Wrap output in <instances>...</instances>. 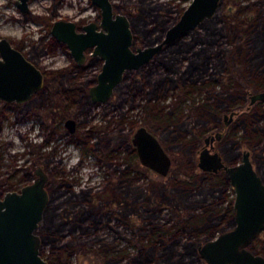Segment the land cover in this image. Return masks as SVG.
<instances>
[{"label":"trees","instance_id":"obj_1","mask_svg":"<svg viewBox=\"0 0 264 264\" xmlns=\"http://www.w3.org/2000/svg\"><path fill=\"white\" fill-rule=\"evenodd\" d=\"M242 2L230 0L221 14L168 45L150 64L127 72L126 82L116 91L124 96L117 102L118 113L107 123L94 125L97 138L93 142L89 136L79 139L83 150L94 154L105 168L104 190L91 186L76 189L75 181L67 178L64 170L50 167L51 204L40 233L50 246L52 264H70L73 257L92 253L98 256L99 264H207L199 255V246L235 226L230 196L234 190L228 175L194 171L197 149L203 137L219 127L221 114L245 105L249 91L264 90V0ZM151 4L131 0L125 10L136 33L135 41L145 45L161 40L172 25L170 11L163 13L162 4ZM46 47L48 52L66 49L52 36ZM32 53L33 57L38 55L36 49ZM183 60L189 62L187 71L178 66ZM96 61L91 59V64ZM86 68L71 61L49 70L43 90L30 102L15 105L17 118L35 116L52 138L67 134L60 129L65 119L85 118L90 109L88 88L96 74L84 78ZM189 81L193 85H188ZM196 82L210 84L209 98L195 102ZM169 97L173 102L163 104ZM129 99L130 107L123 110ZM186 101L193 103L187 112ZM136 108H140V123L129 116ZM263 119V104L258 103L236 120L234 128L242 126L243 135L230 134L220 143L231 163L239 160L245 142L257 150L258 167L263 170L264 125H259ZM79 121L82 124L85 119ZM139 125L158 133L167 151L175 155L183 152L187 166L175 169L167 179L150 177L141 182L137 174L148 169L141 168L131 143V133ZM49 141L29 144L34 162L48 168L53 160L43 148ZM23 179L26 176L20 181ZM6 180H0V185ZM103 226L115 229L130 249L110 255L111 243L99 234ZM119 226L128 233L123 234ZM250 248L264 253V241L256 239ZM187 257L190 262L185 261Z\"/></svg>","mask_w":264,"mask_h":264},{"label":"water","instance_id":"obj_2","mask_svg":"<svg viewBox=\"0 0 264 264\" xmlns=\"http://www.w3.org/2000/svg\"><path fill=\"white\" fill-rule=\"evenodd\" d=\"M91 1L100 8L99 23L91 21L84 26V31L78 32L74 20L59 19L53 23L51 35L68 46L77 63L85 61L86 50L91 51L90 56H98L103 61L97 83L89 90L94 103L110 99L127 71L140 70L168 45L214 18L223 2L191 0L160 42L134 47L130 17L116 12L113 0ZM17 3L23 12L28 10L29 0ZM0 56V98L9 103L29 101L43 87L41 70L7 38L0 40ZM249 98L250 106L260 102L264 110V90ZM238 113L233 110L226 114L225 123L229 125ZM74 123L75 120L69 119L66 126ZM221 137V132H214L205 138L197 165L204 172L223 171L228 175L235 194V226L203 242L198 248L199 255L207 264H264V255L249 248L264 234V179L249 150L243 151L237 163H227L212 143ZM132 144L144 166L162 176L168 175L172 159L154 132L140 125L132 135ZM35 173L32 183L0 199V264H49L40 254L42 240L37 233L50 202L46 189L49 176L41 166Z\"/></svg>","mask_w":264,"mask_h":264},{"label":"rangeland","instance_id":"obj_3","mask_svg":"<svg viewBox=\"0 0 264 264\" xmlns=\"http://www.w3.org/2000/svg\"><path fill=\"white\" fill-rule=\"evenodd\" d=\"M2 1L3 4L2 6H0V40L2 38L10 39L15 44L16 47H18L24 53L28 54L30 57L33 54L32 51L36 49L37 51L40 52L41 56L38 58L32 57L33 61H38L40 67L45 69H56L66 66L71 62V57H72L69 49L67 50L59 49L53 55L44 54V51L46 50V44L49 41L47 40V36L48 34L51 35L50 33L51 25L53 24V22L59 19H66V20H74L75 22H79L82 24L90 21L99 22L101 20L100 8L95 6L91 0H29L27 12H23L20 9L17 3L18 0H2ZM130 1L131 0H113V2L116 5L115 7L116 12L127 14L125 10L127 9V5L130 3ZM148 1H151L152 3L151 5H156L159 3L162 4L164 8L163 13H166V11L169 10L171 13L170 18L172 20V25H173L175 23L174 19L178 18L176 22L179 20L181 14L183 13V11L188 6L191 0H187V1L186 0H148ZM229 1L230 0H223L216 14H221L225 10V6L229 3ZM242 1H243L242 5L243 4L246 5L248 4L249 1H259V0H242ZM182 7L184 8V10L181 12L179 16ZM127 15L130 17L129 14ZM244 15H245V11L242 12V16ZM42 37L45 38L44 41L42 40ZM161 40L156 41L155 43H158ZM138 46L143 47L147 45L143 44L140 41L134 42V47H138ZM178 66L180 67L181 71H187L189 69V62L183 60L180 62V64H178ZM101 68H102V63H99L95 66L88 68L85 72L84 78L91 77L94 75V73L100 72ZM132 71H138V70H132ZM126 74L123 82H126ZM174 76L178 77V74H175ZM197 77L199 76H196V78ZM189 84H192V82L189 81L188 85ZM196 84L198 86H196V90L193 92V97L196 100L195 102H200L201 100L203 101L206 98H209L208 87L210 84H205V86H203V84H201L200 82L198 83L196 82ZM201 86L203 87L201 88ZM190 89L192 88L190 87ZM203 90L206 92H204ZM253 93H257V91L256 90L249 91L246 104L241 105L236 109H234V111L236 110L239 113L235 116L231 124L227 125L224 119L225 118L224 116L230 113L223 112L221 114V124L219 125V128L217 129L215 128L212 133L216 131H221L223 133V136L225 137L230 134H234L238 137L243 135L242 126L234 128V123L236 122V120L238 121L239 116L252 111L254 105L253 106L249 105L250 104L249 96ZM123 97H124L123 95L118 96L117 94H115L114 97L111 98L107 103L93 104L90 107L88 113L85 114L84 116L85 118L83 117L76 118L77 120L85 119L86 123L82 125L80 124V126L78 125L77 130L74 133H70V134L68 133V135H66L63 139H57V141L55 140L56 141L55 145H57L55 149L53 148V152L55 154L53 153L54 154L53 156L49 155L50 158L51 157L53 158V162L51 166L55 164H59V159H61V164H59L57 169L60 167H64L66 169V172L70 173L69 178L74 177L76 179V182L78 183L76 185V188H79V184L81 185L90 184L92 186L97 187V189L100 188L101 190H104L107 180L105 179L104 176V170L98 166L96 157L90 154L83 157L82 156L83 150H81L77 144L67 143L66 142L67 138L69 136H75V138H79L80 136L86 134L85 132L89 129L90 125L92 124L94 125L97 123L100 124L101 122H106L108 119H112L113 114H116L117 111L112 112L110 110L116 108L115 105L117 101ZM129 98H132V96H130ZM130 102L131 99H129L128 102L126 103L125 105L126 109L130 106L131 104ZM171 102H173V98L169 97L167 98V100H165V102H163V104L166 103L171 104ZM185 104L186 107L184 106V110L187 112V110L193 103L191 104V101L188 102L186 101ZM15 105H16L15 103H8L0 98V172L2 173V176L11 175L12 180L14 182L16 181L15 182L16 184H14L13 188L10 187L11 189H14L15 186L21 187L25 181H18L19 177L26 173H29V171L35 167L32 164V162L28 160L27 157L29 144L30 142H34L33 136L35 137V141H43L45 135L47 134V132L46 134L43 133L40 127H38V123L36 120L37 118L35 116L34 117L36 119L34 117H30V118L26 117L18 120L15 114V112L17 111ZM139 112H140V108H136L130 111L129 116L130 118L137 119L140 123ZM106 114H108L107 117H104ZM207 116H209V114ZM39 123H41L40 120ZM62 124L63 127L60 128L61 130L65 128L64 122ZM259 125L260 126L264 125V119L259 123ZM136 128L132 131L131 136L133 135V132L136 130ZM155 134L161 141V137L159 136V134L158 133ZM55 136L56 138H59V134H55ZM95 137H97L96 133L93 136V140L91 142H93L96 139ZM204 139L205 136L203 137L201 142L202 146L197 149L198 157L196 156L195 159L196 171L194 172H198V173H205L197 165L199 162V153L204 145ZM131 142H132V138H131ZM34 143L38 144L37 142ZM214 145L217 148V150L223 154L226 162L231 163L226 158L219 144L215 142ZM52 146L53 145L51 144L50 146L46 147V150L51 151ZM163 147L165 148L164 145ZM17 148L21 150L15 152L12 151L13 149H17ZM244 150L251 151L253 162L256 168L258 169L259 173L262 175V177H264V166H263V170L261 171L259 170L258 167L259 163L257 160V150H255L250 145H247V143L242 142V150H241L242 153ZM167 152L171 156V159H173L172 168L169 171L168 175L162 176L153 169L146 167L148 169L147 172L139 173L141 182H145L150 177L157 180L161 178L167 179L169 178V176H171L172 172L175 169L177 168L179 169L183 165L187 166L188 163L185 159V154L183 152L176 155L169 151ZM73 160L77 161L74 165L72 164ZM240 160L241 158H239L238 161ZM139 163L141 165V168L145 167L141 164L140 161ZM42 166L45 169L47 168L44 165ZM183 168L184 167H182L181 170H183ZM34 177L31 178V175H29L30 178L29 180L33 181ZM10 188L8 187V185H4L3 191H6V189H10ZM234 195H235L234 193L232 194L230 193V196H232L233 198V206H234ZM210 197L211 196H209V198ZM115 223H116L115 220H113L112 224L115 225ZM226 225H228V223ZM118 228L123 232V234L127 232V230L123 226H119ZM229 229H226L225 231ZM99 234L101 238H104V240H106L107 242L113 245L112 250L114 252L113 251L109 252L110 255L117 256L120 253L123 252L125 253L126 250L124 251V249L127 248L126 241L121 236L119 237V235L116 234L114 229L108 226H103L99 230ZM259 240L261 242L264 241V234H262L259 237ZM48 249L49 248L46 247V251ZM252 251L255 252L254 250ZM255 253L264 255V253L260 251ZM185 261L190 262L191 259L187 257ZM70 264H99V259L97 255L92 253L86 256H80L78 258L73 257Z\"/></svg>","mask_w":264,"mask_h":264},{"label":"flooded vegetation","instance_id":"obj_4","mask_svg":"<svg viewBox=\"0 0 264 264\" xmlns=\"http://www.w3.org/2000/svg\"><path fill=\"white\" fill-rule=\"evenodd\" d=\"M115 7H116V5H115V3H114V9H115ZM21 9V8H20ZM116 10V9H115ZM28 11V10H27ZM26 11V12H27ZM131 19V18H130ZM91 22V21H90ZM95 22H97V21H95ZM100 22V21H99ZM99 22H97V23H99ZM54 23V22H53ZM89 22H87V23H79V22H76V30L78 31V32H81V31H84V26L85 25H87ZM132 24V23H131ZM53 25V24H52ZM52 25H51V28H52ZM133 28V27H132ZM51 33V32H50ZM134 34H135V31H134ZM50 36H52V35H50V34H48V36H47V40H49V38H50ZM53 37V36H52ZM55 38V37H54ZM8 39V38H7ZM42 40L44 41L45 40V38L44 37H42ZM9 41L11 42V44H12V46L13 47H15V48H17V49H19L18 47H16L15 46V44L9 39ZM134 41H135V36H134ZM60 44H64L65 46H66V50L67 49H69L68 48V46L65 44V43H63V42H60V41H58ZM136 42V41H135ZM48 47H46V51H44V54H54L57 50H59V49H63V48H61V47H59V48H56V49H54V50H51V51H49L48 52V49H47ZM20 50V49H19ZM20 51H22V50H20ZM69 51H70V49H69ZM23 52V51H22ZM91 51H89V50H86L85 51V56H86V58H85V61L82 63V64H79V63H77L75 60H74V58L73 57H71V61H73L78 67H81V66H83V65H86V70L88 69V68H90V67H92V66H95V65H97V64H99V63H102V65H103V61L98 57V56H90L89 55V53H90ZM24 53V52H23ZM42 53V52H41ZM43 54V53H42ZM70 54H71V52H70ZM24 55L26 56V58L29 60V61H31V62H33L40 70H41V72H42V74H43V76H44V84H43V87H42V89H40L38 92H40L41 90H43V88H44V86H45V83H46V75H47V73H48V71L49 70H51V69H45V68H42V67H40V65H39V62L38 61H33V55L30 57L28 54H26V53H24ZM159 55V54H158ZM41 56V54H40V52L38 51V55L36 56V57H34V58H38V57H40ZM72 56V55H71ZM1 57V56H0ZM91 59H97V61L94 63V64H91ZM155 59V58H154ZM153 59V60H154ZM152 60V61H153ZM151 61V62H152ZM150 62V63H151ZM71 63V62H70ZM69 63V64H70ZM149 63V64H150ZM148 65V64H147ZM67 66V65H66ZM64 67V66H63ZM57 69V68H56ZM102 69V68H101ZM142 69V68H141ZM101 71V70H100ZM127 72H129V71H127ZM126 72V73H127ZM98 73L99 72H96V73H94V74H96V78H95V80H94V82L90 85V87L88 88V93H89V90H90V88L93 86V85H95L96 83H97V76H98ZM124 82H122L119 86H121L122 84H123ZM118 86V87H119ZM117 87V88H118ZM117 88H116V90H115V93H114V95L116 94V91H117ZM37 92V93H38ZM37 93H35L33 96H32V98L37 94ZM89 95V94H88ZM114 95L111 97V98H113L114 97ZM32 98L29 100V101H27V102H24V103H16V102H13V103H15V104H25V103H28V102H30L31 100H32ZM90 98V97H89ZM110 98V99H111ZM110 99H108L106 102H98V103H94L91 99H90V107L93 105V104H102V103H107ZM119 101V100H118ZM117 101V102H118ZM136 102H137V100H136ZM9 103V102H8ZM127 103V102H126ZM126 103L124 104V106L126 105ZM131 103V102H130ZM258 103H260V102H258ZM257 104V103H256ZM256 104H254V106L256 105ZM115 106H117V103H116V105ZM126 107V106H125ZM130 107V106H129ZM128 107V108H129ZM127 108V109H128ZM126 108H124L123 110H125ZM116 110L115 108H113V109H111L110 111H112V112H114V111ZM117 111V110H116ZM118 113V111L116 112V114ZM231 113V112H230ZM15 114H16V112H15ZM107 115L108 114H106L104 117H107ZM32 117H34V116H32ZM28 118H30V117H28ZM35 118V117H34ZM77 117H74V116H72V117H69V118H66L65 119V121H64V126H65V128L63 129V130H66L67 132V134H65L64 136H61V135H59V138H57V139H63L66 135H68V133L70 134V133H74L76 130H77V127H78V125L80 126V121L79 120H77L76 119ZM235 118V117H234ZM36 119V118H35ZM69 119H73V120H75V123L74 124H71V125H69V126H66V122H67V120H69ZM19 120V119H18ZM37 120V123H38V127H40V129L43 131V133H45L46 134V132H47V134L45 135V137H44V139H43V141L42 142H40V143H44L47 139H50V141H49V145H46L44 148H43V151L45 150V151H47L46 150V147H48V146H50L51 144L53 145L52 146V150L51 151H47L48 153H50L49 155H54L55 153L53 152V148L55 149L56 147H57V145H55V142L57 141V139H56V136H55V138H52V136H50V133H49V130L48 129H46V128H44L40 123H39V121H38V119H36ZM108 120H110V119H108ZM108 120L106 121V122H101V123H107L108 122ZM233 122V121H232ZM231 122V123H232ZM84 123H86V122H84ZM84 123H82V124H84ZM100 123V124H101ZM230 123V124H231ZM81 124V125H82ZM99 123H97V125H98ZM94 125H96V124H94ZM94 125L92 124V125H90V127H89V129L85 132L86 134L85 135H83V136H89L90 137V139H92L93 140V136L95 135V133H96V135H97V131H92V128L94 127ZM140 126V125H139ZM139 126H137V128L139 127ZM219 128V127H218ZM72 129V130H71ZM217 129V128H216ZM213 132V131H212ZM212 132H210V133H212ZM216 132H221V131H216ZM134 133V132H133ZM222 133V132H221ZM94 134V135H93ZM213 134V133H212ZM209 135H211V134H209V133H207L206 135H205V138L207 137V136H209ZM82 136H80L79 138H75V136H69L68 138H67V140H66V142L67 143H70V144H77L78 145V147L81 149V150H83V148H82V145L79 143V139L81 138ZM225 136H223V133H222V137L218 140V139H215L214 140V142H212L213 144L215 143V142H217L218 144H219V146H220V143H221V141L223 140V138H224ZM71 138L73 139V140H71ZM95 138H97V137H95ZM131 138H132V136H131ZM52 139H54L53 141H52ZM56 140V141H55ZM78 140V141H77ZM91 140V141H92ZM31 143V142H30ZM34 143V142H33ZM132 143V142H131ZM39 144V143H38ZM133 145V144H132ZM134 146V145H133ZM202 146V143H201V145H200V147ZM205 146V139H204V145H203V147ZM135 147V146H134ZM199 147V148H200ZM30 149H31V146L29 145V150H28V152H27V157H28V160L29 161H31L32 162V164L35 166L34 167V172H33V174L31 173V170L29 171V173H26V174H24V175H22V176H20L19 177V179H18V181H20V178L21 177H24V176H26V178L27 179H23L22 181H25L24 182V184L21 186V187H14V189H11V188H13V186H14V184H16L13 180H12V176L11 175H8V176H2V173L0 172V180H2V179H7L6 180V182L3 184L2 183V185H0V199H3L4 198V196L8 193V192H12V191H19L23 186H25V185H27V184H30V183H32L34 180H35V178H36V173H35V170L38 168V167H42L43 168V170L46 172V174L49 176V178H48V181H47V184H46V189H47V191L49 192V194H50V202H49V204H48V206H47V208H46V210L48 209V207H49V205L51 204V195H52V193H51V190H50V184H51V182H50V180H51V169H50V167H51V165L49 166V168L47 167L46 169L40 164H36L35 162H34V160H33V154H31L30 153ZM136 149V148H135ZM166 150V149H165ZM136 152H137V150H136ZM54 153V154H53ZM88 154H90V155H94V154H92V153H89V152H85L84 150H83V154H82V156L83 157H85L86 155H88ZM137 155H138V153H137ZM95 156V155H94ZM197 157H198V154L196 155ZM96 157V156H95ZM241 157H242V155H241ZM240 157V158H241ZM122 158H120L119 160H121ZM138 159H139V161H140V158H139V155H138ZM51 160H53V158L51 157ZM96 160H97V163H98V166L100 167V168H102L103 170H104V176H105V179L107 180V176L105 175V168L102 166V164L101 163H99V161H98V158L96 157ZM53 162V161H52ZM141 162V161H140ZM172 163H173V159H172ZM52 164V163H51ZM59 164H61V159H59ZM59 164H55V166H56V169H57V167L59 166ZM142 164V163H141ZM143 165V164H142ZM144 166V165H143ZM121 167H124V165H122ZM146 167V166H145ZM148 168V167H147ZM171 168H172V164H171ZM171 168H170V170H171ZM57 170H64V173H65V175L67 176V178H69V172H66V169L64 168V167H60V168H58ZM169 170V171H170ZM223 171H221V172H217V173H222ZM211 173H214V172H211ZM29 175H31V178H33L34 176V180L33 181H30L29 179ZM137 177H138V179L139 180H141L140 179V175H139V173L137 174ZM70 180H73V181H75V187H76V185L78 184L77 182H76V179L74 178V177H72V178H70ZM106 183H107V181H106ZM4 185H8V187L10 188V189H6V191H3L4 189H3V187H4ZM81 186H91V187H94V189H97V187H95V186H92V185H81V184H79V187H81ZM76 189H78V188H76ZM98 189H100V188H98ZM8 190V191H7ZM234 190V189H233ZM46 210H45V213H46ZM44 218H45V214H44ZM44 218H43V221H44ZM43 221H42V223H43ZM116 222V221H115ZM41 223V224H42ZM41 224H40V227H41ZM40 227H39V229H38V231H37V233L40 235V237H41V240H42V245H41V247H40V254H41V256L43 257V259H45L49 264H52L51 262H50V260H49V258H48V254H49V249L46 251V247H48V248H50V246H49V244H45V242H44V239H43V237H42V235H41V233H40ZM109 227V226H108ZM101 229V228H100ZM99 229V230H100ZM113 229V228H112ZM115 230V229H114ZM115 232H116V230H115ZM128 233V231L125 233V234H127ZM116 234H118L117 232H116ZM119 235V237L121 236L122 238H123V236L122 235H120V234H118ZM262 235V234H261ZM104 239V238H103ZM124 239V238H123ZM256 239H259V238H256ZM255 239V240H256ZM125 240V239H124ZM126 241V240H125ZM253 243V242H252ZM251 243V244H252ZM126 246H127V248H125L124 249V251L125 250H128V249H130V248H128V246H129V243L126 241ZM112 248H113V245L111 244V250H112ZM117 251V250H116Z\"/></svg>","mask_w":264,"mask_h":264},{"label":"clouds","instance_id":"obj_5","mask_svg":"<svg viewBox=\"0 0 264 264\" xmlns=\"http://www.w3.org/2000/svg\"><path fill=\"white\" fill-rule=\"evenodd\" d=\"M0 2H2V0H0ZM33 140H34V142H37V143L42 142V141H35V137L34 136H33ZM18 150H21V149L17 148V149H13L12 151L15 152V151H18ZM76 162H77L76 160H73L72 164L74 165Z\"/></svg>","mask_w":264,"mask_h":264},{"label":"bare ground","instance_id":"obj_6","mask_svg":"<svg viewBox=\"0 0 264 264\" xmlns=\"http://www.w3.org/2000/svg\"><path fill=\"white\" fill-rule=\"evenodd\" d=\"M2 4H3V1L2 2H0V6H2ZM4 8V7H3ZM7 30V29H6Z\"/></svg>","mask_w":264,"mask_h":264}]
</instances>
